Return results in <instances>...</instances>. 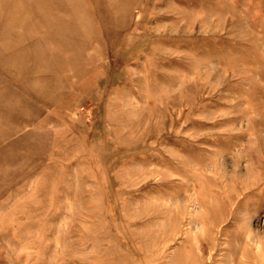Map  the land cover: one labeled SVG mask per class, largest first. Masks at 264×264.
Wrapping results in <instances>:
<instances>
[{
	"label": "rangeland",
	"instance_id": "rangeland-1",
	"mask_svg": "<svg viewBox=\"0 0 264 264\" xmlns=\"http://www.w3.org/2000/svg\"><path fill=\"white\" fill-rule=\"evenodd\" d=\"M0 264H264V0H0Z\"/></svg>",
	"mask_w": 264,
	"mask_h": 264
}]
</instances>
